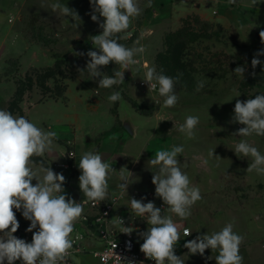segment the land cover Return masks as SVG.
<instances>
[{
	"label": "crops",
	"instance_id": "1",
	"mask_svg": "<svg viewBox=\"0 0 264 264\" xmlns=\"http://www.w3.org/2000/svg\"><path fill=\"white\" fill-rule=\"evenodd\" d=\"M54 2L56 0H0V109L7 110L9 108L17 88L16 82L2 77L8 59L18 58L22 69L27 71L32 67L53 65L55 60L67 51V48L70 49L67 43L75 45L76 48L73 47V50L70 49L71 51L83 50L86 53L89 50L98 51L87 43L86 34L95 28L88 23L89 0H81L78 28L72 26L75 21L71 17L60 18L59 11L54 12V18L48 16L43 7H50ZM212 2L216 5L218 1L212 0ZM224 2L225 13L222 15L221 10L219 14L225 20L221 19V23H237V32L242 44L249 45L251 42H255L258 50L264 48V43L259 35L261 31H264V5L252 6L251 0H236L234 4H229L228 0H224ZM164 3L167 5L169 13L175 9L174 13L177 15L178 23L181 17L187 16L193 11L202 10L205 4L204 0H185L186 5L173 3L172 0H164ZM172 4H175L176 8ZM145 5L147 4L140 3L143 12ZM215 14V16L218 15L217 12ZM34 16H40L48 23L60 24L64 22L66 29V36H63L64 42L61 44L59 42L57 47H53L42 41L32 40L27 34L26 27ZM96 28L94 30L101 34L100 27ZM64 49L65 51H62ZM140 64L142 63L140 62ZM144 64L148 65V62L144 61ZM141 67L142 71H146L144 65ZM131 76L125 79L127 77L124 75V84H121L119 89L114 86L107 89L99 88L98 93L94 92L95 86H99L98 82H71L70 79L67 82L65 100L48 98L43 101L38 99L30 101L26 97L20 102L21 112L12 113L14 116H24L44 131L57 133V137L53 140L52 151L43 157L52 167H56V173L64 175L65 183L62 187L65 191L62 194L77 203L85 199L79 188L78 178L81 172L78 163L84 152L100 153L104 160L117 171L110 175L106 197L115 202L111 224L120 229L116 221L118 218H125L123 226L132 227L134 229L132 233L137 238H142L139 233L146 231L148 224L144 218L136 219L137 217L130 209V199L135 192H155L152 176L157 168L151 166L149 161L155 158V153L159 150H170L173 145H182L184 152L177 157L180 167L186 173L188 170L187 175L191 185L199 189L203 187V185L202 187L199 185L202 184L205 177L209 178L211 184H219L218 187H220L223 179L233 174L235 170L240 172L242 179L247 183H264V176L257 175L255 172L246 173L248 166L242 164L239 166L235 163L234 138L236 131L235 122H233V98L224 95L206 96L202 93L186 95L185 90L182 94L181 91L177 92L179 89L175 87L178 101L174 107H165L164 97L149 91L147 83L136 78L137 76L133 74ZM134 78H136L135 82H130ZM116 91L121 93L122 99L112 103L108 97ZM157 97L159 98L158 104H156ZM129 99L145 106L153 105L156 109L150 114H142L135 109ZM49 102L63 103L65 106L63 114L56 117L53 122L47 116L36 115L33 119L30 117L33 112L37 111V107ZM113 108L116 109V114L113 112ZM189 115L199 117L195 137L201 133L203 128H211L213 147L211 151L214 150V153L210 156L211 163L209 164L203 151L187 148L188 138L178 130ZM209 116L210 121L207 122ZM193 140L195 142L196 138ZM69 150L74 151V157H68ZM223 154H226L224 158ZM66 162H69V168L60 165ZM33 166L35 170L40 164L33 161ZM194 166L197 170L191 172V169L195 168ZM122 168H124V175L129 177L126 191L119 187L122 182L119 171ZM205 171V176H203L202 172ZM32 183L35 185L37 181L33 179ZM225 202V205L220 202L210 206L208 217L206 216L205 219L194 220L189 236L184 237V227L179 230L181 239L175 245V254L184 260V264H216L217 251L206 249L204 256L193 255L184 247V244L197 236L218 232L227 223H233V229L236 225L242 227L241 231L234 229V232L244 237L243 243L240 245V254L244 258L243 264L264 263V200L258 201L255 205H259V207L253 210L248 205L237 206ZM96 205L93 206L91 203L85 205L83 212L91 216L95 215L99 209L97 206L96 211ZM16 218L19 228L13 235L22 237L30 243L33 233L28 232L27 228L31 222L26 223L25 218L17 214ZM93 219L94 217H90V222ZM252 221L258 222L257 229L250 228L248 223ZM198 222L201 223L197 224ZM75 230L86 234L82 240L83 252L74 256L76 264H99L98 259L92 254V250L100 247L96 226L80 221Z\"/></svg>",
	"mask_w": 264,
	"mask_h": 264
},
{
	"label": "clouds",
	"instance_id": "2",
	"mask_svg": "<svg viewBox=\"0 0 264 264\" xmlns=\"http://www.w3.org/2000/svg\"><path fill=\"white\" fill-rule=\"evenodd\" d=\"M228 2L234 4L236 0ZM90 3L93 8L91 20L98 22L99 17H102L103 22L99 23L102 33L91 37L92 44L98 51L87 52L86 55L90 58L87 71L92 79H98L99 88L107 89L124 84V71L117 70L113 76H108L101 69L114 63L126 70L138 63L135 57L146 51L140 39L130 48L118 41L130 38L128 29L142 9L138 0H90ZM257 3L258 0H251L252 6ZM145 7H152V0H148ZM50 8L53 12L59 11L63 16L71 17L75 21L72 26L79 27L80 17L74 9L59 0L52 3ZM259 35L264 43V31ZM257 55H264V51ZM259 64V59L251 60L253 69ZM144 67L146 71L143 81L149 85V90L158 88L159 95L164 97V106L174 107L178 101L174 89L179 77L174 80L158 74L155 68L147 64ZM244 71L245 68L241 66L234 69V72L242 76ZM203 87L204 82L198 81L196 90L200 91ZM121 99L119 91L108 97L112 103ZM233 122L245 125L235 135L264 136V94L255 95V98L246 101L237 100ZM198 124L199 117L189 115L178 130L188 139H195ZM56 137V132L44 131L24 116H14L10 111L0 109V264H5V261L7 264H16V261L21 264H67L74 244L72 234L76 222L82 217L84 206L89 203L95 206L107 197L108 180L117 171L98 152H84L79 160V188L85 197L80 203L62 194L65 191L62 187L65 183L63 174L55 173L43 163L34 170L32 158L51 152ZM183 152L182 145H173L170 150L157 151L149 164L157 168L152 176V183L155 185L156 196L167 205L166 211L180 220H187L191 216L192 206L202 200V196L200 189L191 185L189 176L180 167L177 157ZM234 152L237 156L243 155L251 159L246 173L255 172L264 176V154L256 147L240 140L235 145ZM213 153L214 150L209 155ZM69 155L74 157L75 154ZM119 172L122 181L119 187L126 191L129 177L124 175V168ZM33 179L37 181L35 185L32 183ZM14 209H22L23 217L31 222L27 228L28 232L33 233L30 243L13 235L19 228ZM130 209L136 217L144 218L148 224L147 230L139 233L143 239L140 251L144 256L154 260L155 264H184V260L175 254V245L181 237L172 215L162 214L161 209L153 202L143 203L135 198L130 199ZM123 223L120 218L116 221L120 232L130 235L134 229L124 227ZM34 229L38 230L33 231ZM190 234L191 231L185 228L184 237ZM79 238L77 235L76 239ZM243 240V236L234 232L233 223H227L220 231L197 236L186 242L184 247L191 254L201 256H204L206 249L217 251L216 264H243L244 258L240 254ZM113 247L115 249L117 245ZM94 255L101 256L104 260L109 253ZM115 256L117 264H133V261L122 262L120 256Z\"/></svg>",
	"mask_w": 264,
	"mask_h": 264
},
{
	"label": "rangeland",
	"instance_id": "3",
	"mask_svg": "<svg viewBox=\"0 0 264 264\" xmlns=\"http://www.w3.org/2000/svg\"><path fill=\"white\" fill-rule=\"evenodd\" d=\"M172 1L173 3H182L186 5V3H184L185 0ZM216 1L218 2L216 5H214L212 0H204L205 4L202 10H196L188 14L187 16L181 17L178 23L177 15L174 13L175 9L169 13L164 0H152V7H143L145 11H142L138 17L134 18L130 25V28L128 29V31H130L132 28L138 26L139 30L136 31L135 37L132 39L118 41L119 43L124 44L126 47L130 48L134 45L137 37H140V43L145 46L146 51L143 54L137 55L135 57V59L138 60V63L129 66L130 69L126 70L121 68L120 65L110 63L107 67L102 68L101 71H103L104 74L108 76H113L114 72L117 70L124 71V75H126L127 77L125 79L132 77L131 74H133L134 76H137L136 78H140L141 81L144 82L143 79L145 76V71L141 70V65H144L143 61H146L148 62L149 67L155 68L156 72L158 74H161L159 72V60L157 58V54L160 51L167 49V45H165L164 43L165 35L170 31L177 30V28L182 25L184 19L192 18L191 21L193 23L191 24L195 29L193 30V32H199L201 30L200 26H203V21H205L211 23L208 30L213 34V38L202 37L196 38L195 40H188L187 43H185L184 47L186 57L191 60L193 68L196 69V72H194L193 74L195 80L203 81L204 88H206L205 90H210V92L202 94L206 96H228L229 98H233L234 106L237 100L246 101L249 98H255V95L264 94V55H257V53L264 51V48L258 50V46L255 42H251L249 45H247L246 43L242 44L239 33L237 32L238 24L234 22H231L230 24L221 23V19L225 20V18L222 16L223 13H225L224 0ZM59 2L62 4H66L69 8L74 9L78 13V15H80L79 12L82 5L81 0H60ZM140 3L147 4L148 0H138L139 6ZM174 5L175 4H172V6ZM257 5L258 7H260V5H264V0H258ZM43 9L47 11L48 16L54 18L53 15L55 14L50 7H43ZM88 9V23L91 27H95L94 29H97L96 27L99 26V23L103 22V18L99 17L98 22H94L91 20L93 8L90 0L88 2ZM221 10L222 15L219 14ZM216 12L218 13L217 16H215ZM58 14H60V12H58ZM62 16V14L59 15L60 18H65V16ZM195 18H197L198 21H195ZM217 22L223 26L222 29L214 25ZM64 25V22H61L60 24L48 23L45 20L41 19L40 16H35L32 20V23L29 22L27 24L26 31L32 40L42 41L47 45L57 47L56 45H58L59 42L61 44L65 40L63 37L66 36V29ZM243 28L245 29V27ZM94 29L90 30V32L86 34L87 43L90 46H94L92 44L91 37L100 33ZM142 33L147 34L143 37L140 36V34ZM71 42L73 41L71 40ZM67 45L71 50H73V47H75L73 43L72 45L70 43H67ZM70 49L67 48V51L61 55V58L67 57L70 59V61L64 64V66H66L64 68L67 69V72H73V76L70 78L71 82H98V79H92L87 71V63L90 59L86 55L87 53L83 50L71 51ZM62 51H65V49ZM80 53H84V55H79ZM239 57L241 58V60H239ZM253 58H257L261 61V64L257 65L255 69H253L251 65V60ZM140 62L142 64H140ZM238 66L245 68L243 76L234 72V69ZM10 70V72H3L4 74L2 75V77L6 80H12L14 82L20 79H24L25 75L31 72L30 69L24 71V69H22L21 67V63L17 65L15 62L11 63ZM253 73H255V75H253ZM250 77H254L256 79V81H254L255 83H253L251 86L247 85V87L241 88V83L244 82L245 79H249ZM136 78H134L130 82H135L134 80ZM70 79H67V82H69ZM61 82L62 76L60 74L49 77L45 81V85L50 89L49 91L44 92L43 88L35 85L32 89L25 91L24 98L27 97L30 101H34L37 99L41 101V99H43L44 97V100H46L50 95V91H53V89H55ZM114 87L119 89L120 85H115ZM175 87L179 89L177 90V92H184V90L179 88L177 85H175ZM98 89L99 86H95L94 92L98 93ZM185 94L191 95L201 93L186 91ZM238 94L240 95L238 96ZM36 110L37 111L33 112L30 115L32 119L36 115L47 116L49 120L53 122L56 117L63 114V112L65 111V106L60 102H49L41 107H37ZM208 121H210V116L207 117V122ZM242 127H245V125L235 122L236 132H238V130ZM211 137V128L207 127L203 128L201 133H199V135L195 137V142L193 139H187V148L189 150L191 148H196V150L203 151L205 153V159L208 161V164L211 163V157L209 153L211 152V148H213L211 144ZM234 140V149L235 145L239 143L240 140H245L250 145L256 147L262 154H264V136H257L253 134L247 137H240L239 135H236ZM225 155L226 154H223V158L225 157ZM191 157L193 158V156ZM235 163L239 164V166L242 164L243 166L247 167L248 164L251 163V159L249 157H244L243 155L237 156L235 154ZM195 165H197V163H195ZM55 169L56 167H52V170L56 173ZM196 170L197 169L195 167L191 169V172H196ZM205 173L206 171L202 172V175L205 176ZM199 186L202 187L200 189L202 200L197 201L192 206L191 216L187 220H180V218L175 216L174 214L168 213L166 211L167 205L164 204L160 197L156 196L155 192H152L153 198L148 199L145 203L153 202L156 207L161 209L162 214L172 215V219L177 224L179 230L184 227V229L190 228V230L192 231L191 226L193 224V221H196L197 218L199 220H202L205 219L206 216L208 217V210L210 206L214 205L215 203L222 202V204L225 205V201H227L228 203L237 206L248 205L253 210L259 207V205H255L258 201L264 200V183H247L244 179H242L240 172L236 170L235 172H233V174L223 179L220 187H218L219 184H211L209 178L206 177L205 180L202 181V184ZM109 201L114 200L111 198H106L100 203L105 204ZM97 206L100 208V205H96V211L98 209ZM133 214L135 215V213ZM83 215H87L90 218L94 217L96 214L91 216L83 212L82 216ZM139 218L142 217H137L136 219ZM123 220L125 222V218H123ZM25 222L29 223L30 221L25 219ZM79 222L75 224V227L79 226ZM200 223L201 222H198L197 224ZM248 224L249 226H251V229L258 228V222L256 223L255 221H252ZM234 229L241 231L242 227H240V225H236Z\"/></svg>",
	"mask_w": 264,
	"mask_h": 264
},
{
	"label": "trees",
	"instance_id": "4",
	"mask_svg": "<svg viewBox=\"0 0 264 264\" xmlns=\"http://www.w3.org/2000/svg\"><path fill=\"white\" fill-rule=\"evenodd\" d=\"M191 19L192 18L184 19L182 25L179 28H177V30L170 31L165 35L164 43L165 45H167V49L162 50L157 54V58L160 62V63L158 62L159 72L166 76L172 77L174 80H176V78L179 77L178 81L176 82V85L185 91L196 92V93H207L210 92V90H205L206 88L204 87L200 91L196 90L197 83L195 82H198V80H195V77L193 75L194 72H196V69L193 68L191 60H189V58L186 57L184 47H185V43H187L188 40H195L196 38H202V37L213 38L212 32L208 30L209 25H211V23L203 21L204 22L203 26H200L201 30L199 32H193V30L195 29L191 24L193 23ZM32 20L33 18L31 19L30 23H32ZM195 21H198V19L195 18ZM214 25L221 29L223 27L218 22L215 23ZM239 60H241L240 57ZM68 61H70V59L67 57L66 58L59 57L55 60L53 65L40 67V68H36V67L30 68L31 72L25 75L24 79H20L16 81L17 88L15 91L14 99L10 103V106L7 110L10 111L11 113L21 112L20 102L24 99L25 91L32 89L35 85L43 88L44 92L49 91L50 89L45 85L46 79L58 74L62 76V82L58 84L57 87L53 89V91H50V95L47 98L50 97L54 99L65 100L66 99L65 91L68 86L67 79H70L73 76L72 71L67 72V69L64 68L66 67L64 66V64L67 63ZM12 62H15L17 65L20 64L18 58H10L7 60V67L5 71L7 72L11 71L10 66ZM254 81H256L254 77L245 79L244 82L241 83V88L247 87V85L251 86L253 83H255ZM42 100H44V97L43 99H41V101ZM129 100L131 101L135 109L142 114H150L156 109V107H154L153 105L145 106L132 99ZM113 112H115L116 114L115 108H113ZM32 160L38 164L43 163L45 167H51V165L43 156L42 157L34 156ZM14 211L17 215L23 216L22 209L21 210L14 209Z\"/></svg>",
	"mask_w": 264,
	"mask_h": 264
},
{
	"label": "built area",
	"instance_id": "5",
	"mask_svg": "<svg viewBox=\"0 0 264 264\" xmlns=\"http://www.w3.org/2000/svg\"><path fill=\"white\" fill-rule=\"evenodd\" d=\"M137 30H139L138 26L135 28H132L129 31L131 33V36L129 39H132L135 37L136 35L135 33ZM146 34L147 33H142L140 34V36L144 37V35ZM137 39H140V37H137ZM147 87L149 89L148 84H147ZM149 91L155 92L159 95L158 88L157 90L150 89ZM156 102L157 103L159 102L158 97L156 99ZM71 153H74V151L69 150L67 154L68 157H72L69 155ZM60 165L65 168L70 167L69 162H66ZM132 198H135L137 200H142L143 203H145L147 202L148 199L153 198V194L152 192H135ZM98 205H100V208L98 209L96 215L94 216V219L91 222H90V218L87 215H83L80 221H82L85 224L91 223L96 226V234L100 242V247L98 249L92 250V254L94 255L95 253H101V255H103L106 252L109 253L107 258L104 260H102L101 256L94 255L98 259L99 264H117V259L115 255L120 256L122 262L133 261V264H155L154 260L147 259L144 256V254L140 251L141 244L137 243L136 241L137 237L135 236V234L131 233L129 235V234L121 233L120 229H117L116 227L112 226L111 224L112 211H113L115 202L109 201L105 204L99 203ZM120 219L123 220V218H120ZM183 233H184V230H183ZM77 235L80 237L79 239H76ZM85 236H86L85 233H81L80 231L74 230L72 234V238L74 240L72 254H71V257L67 260V264H76L74 256L77 253L83 252L82 240ZM16 237L23 239L22 237H19V236H16ZM115 244L117 245V247L114 249L113 245ZM5 264H7L6 261H5ZM16 264H21V262L16 261Z\"/></svg>",
	"mask_w": 264,
	"mask_h": 264
},
{
	"label": "water",
	"instance_id": "6",
	"mask_svg": "<svg viewBox=\"0 0 264 264\" xmlns=\"http://www.w3.org/2000/svg\"><path fill=\"white\" fill-rule=\"evenodd\" d=\"M80 219H81V218H80ZM80 219H79V220H80ZM79 220H78V221H79ZM78 221H77V222H78ZM77 222H76V223H77ZM136 241H137V243H139V244H142V243H143V239H142V238H137Z\"/></svg>",
	"mask_w": 264,
	"mask_h": 264
}]
</instances>
